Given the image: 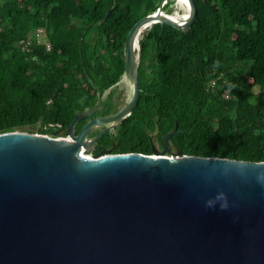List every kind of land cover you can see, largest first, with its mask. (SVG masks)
Segmentation results:
<instances>
[{
    "label": "trees",
    "instance_id": "16d2710c",
    "mask_svg": "<svg viewBox=\"0 0 264 264\" xmlns=\"http://www.w3.org/2000/svg\"><path fill=\"white\" fill-rule=\"evenodd\" d=\"M163 1L0 0V134L50 135L61 126L65 136L99 91L111 92L92 118L114 112L128 33ZM194 2L189 31L160 23L143 33L140 101L106 135L109 147L153 156L178 125L174 155L264 162V0ZM37 30L47 43L23 50L20 42Z\"/></svg>",
    "mask_w": 264,
    "mask_h": 264
},
{
    "label": "water",
    "instance_id": "95a60500",
    "mask_svg": "<svg viewBox=\"0 0 264 264\" xmlns=\"http://www.w3.org/2000/svg\"><path fill=\"white\" fill-rule=\"evenodd\" d=\"M168 1L179 2L164 0L128 33L122 80L133 95L118 113L92 119L99 91L63 138L0 134V264H264V162L168 157L178 125L153 156L82 155L137 108L143 33L195 23L194 0L182 21L164 12Z\"/></svg>",
    "mask_w": 264,
    "mask_h": 264
},
{
    "label": "flooded vegetation",
    "instance_id": "af4514ba",
    "mask_svg": "<svg viewBox=\"0 0 264 264\" xmlns=\"http://www.w3.org/2000/svg\"><path fill=\"white\" fill-rule=\"evenodd\" d=\"M110 92H111V91H109L107 97H105V99H104L103 102L101 103V106H100L99 110H101L102 108H104V106H103V105L105 104L104 102L108 99ZM115 93H116V91H115ZM115 95H116V94H115ZM132 95H133V90H132V88H131V94H130L129 98L127 99V101L132 97ZM115 97H116V96H114V99H115ZM127 101H126V102H127ZM126 102L123 104V106L126 104ZM103 103H104V104H103ZM113 106L116 107L115 111L112 112V113H110V114H108V115L116 114V113H118V112L121 110V108H123V106H122L121 108L118 109V105H117L115 102H114ZM105 107H106V104H105ZM99 110H98V111H99ZM104 116H106V115H104ZM100 117H103V116H100ZM97 118H99V117H97ZM92 119H96V118H92ZM86 122H87V121H86ZM79 125H80V124H79ZM79 125L76 126V132H77V133H78L79 130H80V127H78ZM105 127H106V126L97 129L95 132H93L92 134H90V135L87 137V139H88V140H93L97 135H99V134L105 129ZM118 127H119V126H118ZM116 129H117V128H115L114 130H112V131H114L113 134H115ZM112 131L107 132L102 138H100L99 140H97V141L92 145V147H90L89 150L91 151L90 153L93 155V157H97V156H99V155H101V154H103V153H111V154H113V150L109 147V141H108V140H110L112 137L110 136L108 139H106V135H108V134L113 135V134H112Z\"/></svg>",
    "mask_w": 264,
    "mask_h": 264
},
{
    "label": "rangeland",
    "instance_id": "374dc122",
    "mask_svg": "<svg viewBox=\"0 0 264 264\" xmlns=\"http://www.w3.org/2000/svg\"><path fill=\"white\" fill-rule=\"evenodd\" d=\"M176 1H174V3L172 4L170 10L166 11L164 10L165 13H169L172 12L171 14H175L176 11L180 13V9H177L179 7H177V5L175 4ZM166 5V4H165ZM165 9V7H164ZM114 91H116V97L113 100L117 105H118V109L121 108L123 106V104L127 101V99L129 98L130 94H131V87L129 82L126 79H123L115 88ZM109 91H107L104 95H103V100L105 99V97H107ZM37 133V132H34ZM114 133V131H112V134ZM62 134H58V136H61ZM54 136V135H52ZM57 136V137H58ZM84 154L85 156L88 157H93V155L90 152H86L84 150ZM168 157H177L176 155H170Z\"/></svg>",
    "mask_w": 264,
    "mask_h": 264
},
{
    "label": "built area",
    "instance_id": "2783aa9c",
    "mask_svg": "<svg viewBox=\"0 0 264 264\" xmlns=\"http://www.w3.org/2000/svg\"><path fill=\"white\" fill-rule=\"evenodd\" d=\"M33 42H37L38 44L47 43V41L45 39V32L43 30H37L30 39H28V40H26V39L22 40L20 42V46H21V48L23 50L28 51V49L32 46ZM47 46H48V49L50 50L49 45H47ZM211 85H212V87H215L216 86V81H213L211 83ZM225 97H226V99H229L230 98V95L229 94H226ZM53 128H57V129L60 130L62 127L61 126H58V127H53ZM58 131L55 132V133H57L56 136H52V135H54V133L53 134H50L48 136H51V137H54V138H59V139L60 138H63L64 135L58 136V134L61 133V132H58Z\"/></svg>",
    "mask_w": 264,
    "mask_h": 264
},
{
    "label": "bare ground",
    "instance_id": "6f19581e",
    "mask_svg": "<svg viewBox=\"0 0 264 264\" xmlns=\"http://www.w3.org/2000/svg\"><path fill=\"white\" fill-rule=\"evenodd\" d=\"M178 5L177 9H180V13L176 11L175 14H173V17H175L177 20H184V19H187L189 18V16L191 15V9H190V6L188 5L187 1L188 0H178ZM159 12V10L157 11V13ZM130 86H131V83H129ZM54 138V137H53ZM82 155L84 156V150H83V153Z\"/></svg>",
    "mask_w": 264,
    "mask_h": 264
}]
</instances>
